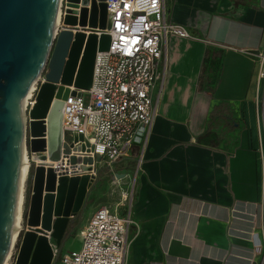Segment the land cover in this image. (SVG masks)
<instances>
[{
	"label": "crops",
	"instance_id": "obj_1",
	"mask_svg": "<svg viewBox=\"0 0 264 264\" xmlns=\"http://www.w3.org/2000/svg\"><path fill=\"white\" fill-rule=\"evenodd\" d=\"M166 5L170 20L194 38L171 40L166 81L160 95V86L153 95L158 115L147 143L114 168L126 174L122 181H133L127 187L133 222L125 264H264V166L255 136L262 81L259 54H249L264 47V0ZM206 58L220 62L213 89L200 88L212 77L203 71ZM223 101L232 103L231 115L239 121L229 129L231 141L200 143L212 108Z\"/></svg>",
	"mask_w": 264,
	"mask_h": 264
},
{
	"label": "built area",
	"instance_id": "obj_2",
	"mask_svg": "<svg viewBox=\"0 0 264 264\" xmlns=\"http://www.w3.org/2000/svg\"><path fill=\"white\" fill-rule=\"evenodd\" d=\"M105 3L107 13L111 16V29H96L95 32L98 36L110 34V46L96 54L89 90L69 86L70 92L64 99L63 147L59 160L35 158L40 155L48 157L47 147L41 152H33L31 149L35 137L31 134L30 112L37 102L42 84L46 82L48 68L34 83L26 99L24 153L29 162L28 175H32V179L36 168L43 165L46 170L52 169L57 179L88 175L92 188L101 171L110 170L113 183L119 184L122 178L117 177L119 173H114L116 164L130 161L137 147H145L158 115V101L154 100L153 95L157 86H160V95L166 81L171 40L194 38L186 27L170 20L166 0H105ZM91 6V0L86 6L82 0L73 5L68 0H61L60 27L56 36L65 28L71 29L73 34L83 31L88 35L90 28L67 26L64 18L69 8L80 18L82 9L86 7L90 12ZM256 53L260 59L259 79L263 81L264 47L249 52L251 55ZM261 87L259 83L260 93L264 91V86L263 89ZM86 93L90 95L87 103L84 100ZM42 120L46 130L44 135L36 138L44 139L47 145L48 117ZM137 161L138 164L141 159ZM131 197L130 191H124L121 200L114 205L97 207L79 230L81 248L61 253V262L125 264L129 251V229L133 221L130 204L124 214L121 207ZM48 238L55 257L57 246L50 233ZM258 251L261 248L258 247Z\"/></svg>",
	"mask_w": 264,
	"mask_h": 264
},
{
	"label": "water",
	"instance_id": "obj_3",
	"mask_svg": "<svg viewBox=\"0 0 264 264\" xmlns=\"http://www.w3.org/2000/svg\"><path fill=\"white\" fill-rule=\"evenodd\" d=\"M73 5L80 0H68ZM59 0H0V264L8 248L14 217L17 186L25 142V113L21 102L29 88L48 68L37 102L30 112L33 152L46 155L36 159L57 161L63 147L64 99L69 86L89 90L93 81L98 51L110 46V34L101 36L96 29L110 30L111 16L105 0H91V11L84 7L80 18L69 8L64 18L67 26L88 27L91 32L73 34L65 28L54 33ZM88 5L89 0H82ZM80 95V93H79ZM48 117V143L36 138L46 130L42 119ZM100 159V157L98 158ZM124 174H117L123 178ZM93 184L90 177L57 179L52 169L36 168L28 214L29 229L22 237L15 264H55L69 226L86 207ZM58 247L54 251L48 238Z\"/></svg>",
	"mask_w": 264,
	"mask_h": 264
},
{
	"label": "rangeland",
	"instance_id": "obj_4",
	"mask_svg": "<svg viewBox=\"0 0 264 264\" xmlns=\"http://www.w3.org/2000/svg\"><path fill=\"white\" fill-rule=\"evenodd\" d=\"M261 89H263L264 86V80L261 82ZM264 91L261 92V96L259 99V106H260V127L256 130L255 132V136L257 138V140L259 141V145L257 147V151L259 153V156L262 160V164L264 166V111L262 110L263 108V104H264ZM89 94L86 93L84 95V100L87 103L89 101ZM257 107V106H256ZM220 128V127H219ZM225 129L224 126H222L221 130ZM228 134V133H227ZM237 140H235L234 146H236L237 144ZM241 142V139H239V143ZM243 142V140H242ZM241 142V144H242ZM245 143V144H244ZM244 145H248V141L245 139L243 142ZM241 148H245V146L241 145ZM240 154L242 155V152H240ZM131 165V164H130ZM135 166V164L131 165V168H133ZM130 168V170H131ZM261 173H262V166L260 163L259 166V175H260V179H261ZM131 175H133V169L131 170ZM133 181L128 180L126 181H122L119 184H114L112 181V177L111 175L107 172V171H101L100 177L98 179V181L96 182V185L91 189L88 199H87V204L85 209L79 214V217L77 219L76 225H75V229L73 232H71V234L69 235V237L66 239L65 245L63 246V249L61 251V253L66 252V251H72V250H79L82 246V238L81 235L79 233V230L82 228L83 224L87 221V219L89 218V216L91 215V213H93V211H95V209L97 207H99L100 205H105V204H112L114 205L116 202H118L121 199V194L124 191H127V187L132 184ZM261 183V181H260ZM25 203H24V212H23V227L21 229V231L19 232L18 235V242L15 245V249L13 250V254L11 259L9 260V264H15L16 262V258L18 256L19 250H20V244L22 241V237L25 233V231L28 228V224H27V220L25 219V216L28 214L29 211V206H30V200H31V190L33 187V179H32V175H28L27 181L25 183ZM129 200L125 202V206H126V210L128 209V205H129ZM123 211V209H122ZM125 213V211H123V214ZM53 242L55 243V241L53 240ZM58 249V247H57ZM264 255V254H263ZM263 258V256L261 257ZM260 258V262L262 261V259ZM55 264H63L61 262V256L58 257V259L56 260Z\"/></svg>",
	"mask_w": 264,
	"mask_h": 264
},
{
	"label": "trees",
	"instance_id": "obj_5",
	"mask_svg": "<svg viewBox=\"0 0 264 264\" xmlns=\"http://www.w3.org/2000/svg\"><path fill=\"white\" fill-rule=\"evenodd\" d=\"M218 64H220V62ZM218 64H216L214 61L207 62V58H206L203 71L211 73L212 77L209 79V83L207 84L206 87L203 85V83L200 84L201 89H206L210 87L213 89L217 86L219 80ZM232 109H233L232 103L227 101H223L215 104L214 107L212 108L206 130L202 135L198 137V141L200 143L209 144L212 146H217L218 144H220L222 140H226V142L229 143L231 141V140H227L229 139V131H230L229 129L232 128L234 124L239 123V121L234 116L231 115L230 110ZM222 126H224L225 129L221 130Z\"/></svg>",
	"mask_w": 264,
	"mask_h": 264
},
{
	"label": "bare ground",
	"instance_id": "obj_6",
	"mask_svg": "<svg viewBox=\"0 0 264 264\" xmlns=\"http://www.w3.org/2000/svg\"><path fill=\"white\" fill-rule=\"evenodd\" d=\"M60 1L58 3V10L56 15V21H55V27H54V33L56 35L58 27H60ZM34 85V84H33ZM33 85L29 88L27 91V94L25 95L24 99L21 102V110H24V106L26 104V99L30 96V93L32 91ZM28 167L29 162L27 161L25 153L23 154V161H22V167L20 170L19 180H18V186H17V195H16V202H15V209H14V217L12 222V230H11V237H10V245L8 248V252L6 255V258L3 262V264H9V260L12 257L13 250L15 249V245L18 242V235L19 232L22 229L23 225V212H24V203H25V183L28 178ZM29 229V226L28 228Z\"/></svg>",
	"mask_w": 264,
	"mask_h": 264
},
{
	"label": "flooded vegetation",
	"instance_id": "obj_7",
	"mask_svg": "<svg viewBox=\"0 0 264 264\" xmlns=\"http://www.w3.org/2000/svg\"><path fill=\"white\" fill-rule=\"evenodd\" d=\"M78 217H79V215H78L77 217H75V218L71 221L70 226H69V229H68L69 231H71V232L74 231V229H75V225H76V222H77Z\"/></svg>",
	"mask_w": 264,
	"mask_h": 264
}]
</instances>
